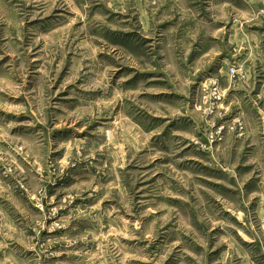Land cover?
<instances>
[{
    "label": "rangeland",
    "instance_id": "1",
    "mask_svg": "<svg viewBox=\"0 0 264 264\" xmlns=\"http://www.w3.org/2000/svg\"><path fill=\"white\" fill-rule=\"evenodd\" d=\"M0 264H264V0H0Z\"/></svg>",
    "mask_w": 264,
    "mask_h": 264
},
{
    "label": "built area",
    "instance_id": "2",
    "mask_svg": "<svg viewBox=\"0 0 264 264\" xmlns=\"http://www.w3.org/2000/svg\"><path fill=\"white\" fill-rule=\"evenodd\" d=\"M228 70H229V72H231L232 75H235L236 72H237V71H236V68L233 67V66L229 67ZM210 90L212 91V94H213V96H214L213 99H215V100L220 99V97H221V91H220V88H219V87H217V86L214 84V87L210 88Z\"/></svg>",
    "mask_w": 264,
    "mask_h": 264
}]
</instances>
